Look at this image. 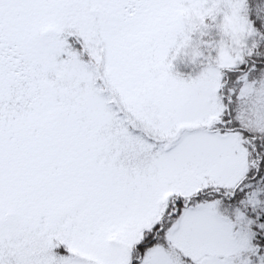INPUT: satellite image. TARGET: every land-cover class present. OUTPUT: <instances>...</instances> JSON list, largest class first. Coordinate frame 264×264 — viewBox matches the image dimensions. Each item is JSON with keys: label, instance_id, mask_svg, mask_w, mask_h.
Returning <instances> with one entry per match:
<instances>
[{"label": "snow or ice", "instance_id": "1", "mask_svg": "<svg viewBox=\"0 0 264 264\" xmlns=\"http://www.w3.org/2000/svg\"><path fill=\"white\" fill-rule=\"evenodd\" d=\"M0 264H264V0H0Z\"/></svg>", "mask_w": 264, "mask_h": 264}]
</instances>
